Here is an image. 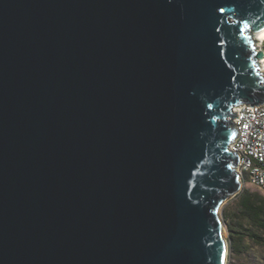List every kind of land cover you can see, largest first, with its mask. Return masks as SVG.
Listing matches in <instances>:
<instances>
[{
  "label": "water",
  "instance_id": "1",
  "mask_svg": "<svg viewBox=\"0 0 264 264\" xmlns=\"http://www.w3.org/2000/svg\"><path fill=\"white\" fill-rule=\"evenodd\" d=\"M261 29L264 0H0V264H226Z\"/></svg>",
  "mask_w": 264,
  "mask_h": 264
},
{
  "label": "built area",
  "instance_id": "2",
  "mask_svg": "<svg viewBox=\"0 0 264 264\" xmlns=\"http://www.w3.org/2000/svg\"><path fill=\"white\" fill-rule=\"evenodd\" d=\"M255 50L263 52L257 60L260 66L258 70L264 73V39L261 37L256 39ZM232 111L237 113L233 122L239 134L229 148L240 157L235 166L238 179L241 186L251 184L264 190V103L260 106L243 103L232 107Z\"/></svg>",
  "mask_w": 264,
  "mask_h": 264
},
{
  "label": "trees",
  "instance_id": "3",
  "mask_svg": "<svg viewBox=\"0 0 264 264\" xmlns=\"http://www.w3.org/2000/svg\"><path fill=\"white\" fill-rule=\"evenodd\" d=\"M230 209H224L231 258L244 260L250 244L264 247V197L242 186Z\"/></svg>",
  "mask_w": 264,
  "mask_h": 264
},
{
  "label": "rangeland",
  "instance_id": "4",
  "mask_svg": "<svg viewBox=\"0 0 264 264\" xmlns=\"http://www.w3.org/2000/svg\"><path fill=\"white\" fill-rule=\"evenodd\" d=\"M246 186L249 187L250 189H252L253 191L259 192V194L264 197V190L254 186V185H251V184H248ZM235 195L236 194L230 196V198L227 199L219 209V214H220V217L223 221V226H224L223 227V234H224V237L226 238L227 244H228V253H227L226 264H264V247H260V246H256V245H252V244H250V246H249V256H245L244 260L234 259V258H231V256H230V249H229V243H228V229H227L226 221L224 219V209H225V207L227 210L232 208V206H233L232 202L235 199Z\"/></svg>",
  "mask_w": 264,
  "mask_h": 264
},
{
  "label": "snow or ice",
  "instance_id": "5",
  "mask_svg": "<svg viewBox=\"0 0 264 264\" xmlns=\"http://www.w3.org/2000/svg\"><path fill=\"white\" fill-rule=\"evenodd\" d=\"M221 11H223V9H221ZM247 28H248V25L245 24V25H243V27L239 28V31L241 33H243ZM261 32H264V29H261ZM261 38L264 39V37H261ZM246 39H251V37H246ZM253 50L255 51V49H253ZM209 107H211V106H209ZM245 127H247V125ZM235 137H236V133H233L232 138L235 139Z\"/></svg>",
  "mask_w": 264,
  "mask_h": 264
},
{
  "label": "bare ground",
  "instance_id": "6",
  "mask_svg": "<svg viewBox=\"0 0 264 264\" xmlns=\"http://www.w3.org/2000/svg\"><path fill=\"white\" fill-rule=\"evenodd\" d=\"M264 35V32L255 33L254 37L255 39H258V37H262Z\"/></svg>",
  "mask_w": 264,
  "mask_h": 264
}]
</instances>
